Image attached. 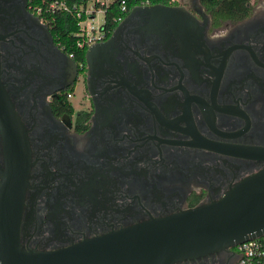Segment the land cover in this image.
Here are the masks:
<instances>
[{
    "label": "flooded vegetation",
    "instance_id": "obj_1",
    "mask_svg": "<svg viewBox=\"0 0 264 264\" xmlns=\"http://www.w3.org/2000/svg\"><path fill=\"white\" fill-rule=\"evenodd\" d=\"M220 1L164 4L190 22L183 34L153 19L151 4L138 5L93 44L91 61L88 48L78 61L33 0H0V77L33 162L22 249H55L193 207L264 168L219 150L264 146V3L246 0L231 15ZM238 259L231 246L172 264Z\"/></svg>",
    "mask_w": 264,
    "mask_h": 264
},
{
    "label": "water",
    "instance_id": "obj_2",
    "mask_svg": "<svg viewBox=\"0 0 264 264\" xmlns=\"http://www.w3.org/2000/svg\"><path fill=\"white\" fill-rule=\"evenodd\" d=\"M138 9L134 6L132 13ZM146 10L153 19L168 22V29L179 34L190 25L175 8L164 4H151ZM95 52V45H91L86 58L91 61ZM219 150L264 163V146L220 145ZM0 154V264H172L264 234L261 168L230 185L220 197L193 207L149 217L67 246L25 250L19 243V225L33 162L27 131L1 77Z\"/></svg>",
    "mask_w": 264,
    "mask_h": 264
},
{
    "label": "built area",
    "instance_id": "obj_3",
    "mask_svg": "<svg viewBox=\"0 0 264 264\" xmlns=\"http://www.w3.org/2000/svg\"><path fill=\"white\" fill-rule=\"evenodd\" d=\"M178 0H170V3H177ZM117 3L120 12L127 11L125 0H42V4L35 5L34 11L42 19L53 20L60 14L71 16L77 20L76 30L73 32L76 47L86 49L99 41L104 35L102 27L105 22V13L108 7ZM148 3H141L145 5ZM138 6V5H136ZM98 14L103 15V21H98ZM121 17L117 18V21ZM236 252L239 255L237 264H264V234L259 237L245 240L236 244Z\"/></svg>",
    "mask_w": 264,
    "mask_h": 264
},
{
    "label": "trees",
    "instance_id": "obj_4",
    "mask_svg": "<svg viewBox=\"0 0 264 264\" xmlns=\"http://www.w3.org/2000/svg\"><path fill=\"white\" fill-rule=\"evenodd\" d=\"M71 2L73 0H67ZM127 4V11L120 12L119 6L117 3L111 4L106 13H105V22L103 24V28L107 36L110 35L112 30L117 26L118 17L125 16L134 6L140 5L141 3L148 4H170V0H125ZM208 1L209 9L214 7L218 2H222L220 0H206ZM246 0H223L221 4V8L225 9L228 14L231 15H239L238 13L244 12L243 10L246 8L245 6ZM32 4L40 5L42 4V0H33ZM177 4V3H173ZM54 27V34L58 37V41L61 45H64L69 52H73L78 61L84 60L85 50L86 49H78L76 47L75 37L73 36V32L76 30L77 20L73 19L69 15L60 14L53 18L52 21Z\"/></svg>",
    "mask_w": 264,
    "mask_h": 264
},
{
    "label": "rangeland",
    "instance_id": "obj_5",
    "mask_svg": "<svg viewBox=\"0 0 264 264\" xmlns=\"http://www.w3.org/2000/svg\"><path fill=\"white\" fill-rule=\"evenodd\" d=\"M262 2L264 3V0H262ZM98 21L101 23L103 21V15L102 14H98ZM81 98V92L79 89H77L74 93V95L72 96L71 100L73 102V104L75 105V107L78 106V102Z\"/></svg>",
    "mask_w": 264,
    "mask_h": 264
}]
</instances>
